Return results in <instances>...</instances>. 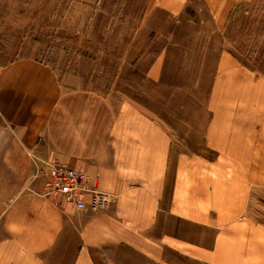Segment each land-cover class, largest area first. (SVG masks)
Listing matches in <instances>:
<instances>
[{"label": "crops", "instance_id": "obj_1", "mask_svg": "<svg viewBox=\"0 0 264 264\" xmlns=\"http://www.w3.org/2000/svg\"><path fill=\"white\" fill-rule=\"evenodd\" d=\"M198 1L204 16L194 0H143L138 30L159 10L170 28L149 41H173L184 23L187 38L211 40L249 0ZM211 67L206 155L175 151L166 124L128 95L68 86L31 58L0 65V264H264V75L223 47ZM31 155L81 170L97 192L82 209L53 204Z\"/></svg>", "mask_w": 264, "mask_h": 264}, {"label": "rangeland", "instance_id": "obj_2", "mask_svg": "<svg viewBox=\"0 0 264 264\" xmlns=\"http://www.w3.org/2000/svg\"><path fill=\"white\" fill-rule=\"evenodd\" d=\"M142 1L0 0V65L31 58L52 67L68 86L103 95H128L166 124L176 142L175 151L210 155L202 132L208 117L204 102L214 51L228 49L264 75V0L240 2L222 32L211 40L207 33L187 38L192 27L184 23L173 41L157 38L156 43L149 41L147 32L170 27L164 23V13L157 10L153 28L138 30ZM192 3L197 14L206 15L198 0ZM164 43L171 50L154 79L148 75L152 51H159ZM208 47L210 57L203 60L201 53ZM51 257L47 264H69L70 256Z\"/></svg>", "mask_w": 264, "mask_h": 264}, {"label": "built area", "instance_id": "obj_3", "mask_svg": "<svg viewBox=\"0 0 264 264\" xmlns=\"http://www.w3.org/2000/svg\"><path fill=\"white\" fill-rule=\"evenodd\" d=\"M31 156L34 163L32 179L40 174L43 176L42 188L38 194L53 204L82 209L86 195L97 192L96 188L88 184V178L81 170L60 161H44Z\"/></svg>", "mask_w": 264, "mask_h": 264}]
</instances>
